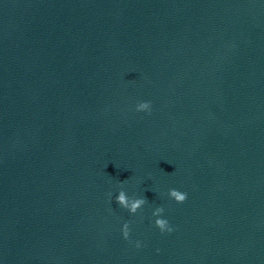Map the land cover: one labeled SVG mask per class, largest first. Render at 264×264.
Segmentation results:
<instances>
[{
  "label": "water",
  "instance_id": "obj_1",
  "mask_svg": "<svg viewBox=\"0 0 264 264\" xmlns=\"http://www.w3.org/2000/svg\"><path fill=\"white\" fill-rule=\"evenodd\" d=\"M0 264H264V0H0Z\"/></svg>",
  "mask_w": 264,
  "mask_h": 264
},
{
  "label": "clouds",
  "instance_id": "obj_2",
  "mask_svg": "<svg viewBox=\"0 0 264 264\" xmlns=\"http://www.w3.org/2000/svg\"><path fill=\"white\" fill-rule=\"evenodd\" d=\"M137 112H148L151 114V102L150 101H142L136 105ZM124 181H120L121 190L118 195L115 197L116 203L123 209H126L130 214H136L139 209H141L147 202L145 197H129L126 192L123 190ZM111 196V194H109ZM168 196L170 199H173L176 203H183L187 199V193L181 192L177 189H170L168 192ZM164 212L163 207H156L153 211L152 215L156 217L154 224L160 232L163 234L165 232L171 233L174 229L170 226L169 221L165 218H161ZM130 224L129 222H125L122 226L121 232L122 236L125 240H129L130 237ZM135 247L140 248V241L135 242ZM159 251V250H157Z\"/></svg>",
  "mask_w": 264,
  "mask_h": 264
}]
</instances>
